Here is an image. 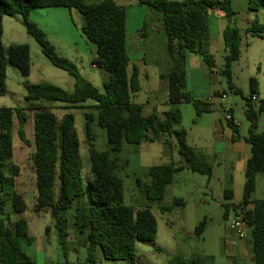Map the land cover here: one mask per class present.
I'll use <instances>...</instances> for the list:
<instances>
[{
	"label": "trees",
	"instance_id": "trees-1",
	"mask_svg": "<svg viewBox=\"0 0 264 264\" xmlns=\"http://www.w3.org/2000/svg\"><path fill=\"white\" fill-rule=\"evenodd\" d=\"M233 0H137L141 6L149 7L163 16L166 48L172 68L163 76L168 81L169 104H192L197 116L213 111L210 103L194 100L185 91L186 60L189 54L203 58L211 73H217V65L207 52L210 42L208 11L219 10L228 18L223 32L227 55L225 66L219 73L226 77L231 91L241 95L246 102V117L250 123L245 142L251 148V157L246 163L243 198L238 210L250 228V251L252 264H264V199L252 200L256 177L264 173V133H258L259 116L264 113V99L254 104L258 94L257 79H250L251 96L245 98L232 81L231 66L241 57L242 34L233 23ZM249 10L264 9V0H249ZM66 8L83 15V32L95 46L93 64L107 73L102 91L85 77L68 59L58 56L47 40L45 32L29 20L34 9ZM20 15L27 33L40 45L44 56L55 67L66 71L74 78V91L67 92L52 84L26 86V100L38 103L29 108H0V263L37 264L23 248L32 246L35 239L29 233L25 213H49L52 217L59 244L63 251L68 239L70 216L80 234L87 237L88 258L76 264H97V251L105 260L135 261L136 244L152 242L157 235V221L148 207L136 209L125 204L124 180L119 172L127 165L119 155L123 144L139 147L144 143L162 141L174 136L185 165L156 166L147 171L149 184L146 194L149 205L161 202L174 175L184 169L208 176L213 170L201 163L187 143V132L178 130L182 114L172 108L159 116L157 112L144 115V107L132 100V94L140 91V70L136 66L129 71L130 59L126 44V9L115 0L87 3L85 0H0V97L7 93V68L15 67L27 77L31 72L29 48L26 45H3V18ZM246 34L264 39V24L255 20ZM95 102L92 113L85 114V139L89 146L91 180L83 184L80 140L72 114L59 117L52 106L46 103H62L66 108H79L87 101ZM33 112V113H32ZM17 120V123L15 122ZM33 120V146L26 139L24 128ZM97 124L106 132L108 150L97 151L93 142L92 125ZM231 130L237 128L228 122ZM18 138L32 148L31 169L34 172L35 194L29 203L24 193L19 192L18 179L21 167L14 162V139ZM240 137L234 135L233 141ZM226 199L233 198L232 189H225ZM11 203L12 221L6 206ZM170 211V209H164ZM236 212V216H237ZM205 221L195 229L202 236ZM49 231V228L47 229ZM65 254V252H64ZM169 264H200L180 258H172Z\"/></svg>",
	"mask_w": 264,
	"mask_h": 264
},
{
	"label": "rangeland",
	"instance_id": "rangeland-1",
	"mask_svg": "<svg viewBox=\"0 0 264 264\" xmlns=\"http://www.w3.org/2000/svg\"><path fill=\"white\" fill-rule=\"evenodd\" d=\"M87 3H98L103 0H85ZM126 9V44L130 59L129 71L136 66L140 70V91L132 94V100L144 107V115L157 112L163 116L172 108L182 114L178 130L187 132V143L195 150L198 160L213 170L211 179L208 176L184 169L174 175L172 183L167 187L161 202L149 205L146 187L149 184L147 171L156 166L185 165L180 155L177 140L174 136H166L162 141L144 143L139 147L123 144L119 155L121 162L127 165L119 172L124 180L125 204L140 209L148 207L157 221V235L152 242L136 244L135 261L133 264H169L170 259L180 258L200 264H252L248 258L234 261L232 252L237 246L245 243L237 239L229 231L230 224L236 218L238 205L243 198L245 184V164L237 162L225 149L220 138L225 133L240 137L244 142L248 137L250 123L246 117L245 99L231 91L226 77L219 72L224 69L225 49L223 35L213 43L209 42L207 52L211 54L217 65V76L211 75L202 57L189 54L186 60L185 91L194 100L210 103L213 112L197 116L192 104L171 106L168 97V81L163 79L172 68L167 52L166 40L161 13L138 4L137 0H123ZM249 0H233V24L242 34L241 57L231 66L232 81L240 89L245 98L251 96L249 74L254 72V61L261 68V90L264 91V47L250 46V39L246 29L254 14L249 10ZM29 20L37 24L46 34L47 40L55 48L58 56L73 62L80 74L94 87L102 91L103 82L108 78L105 71L93 66L95 48L83 32L85 19L78 11L66 8L34 9L30 12ZM209 35L219 27L216 12L208 11ZM217 34V33H215ZM3 45H26L29 48L31 72L27 77L22 76L12 66L7 68V93L0 97V108H29L38 105L26 100V86L48 83L67 92H73L74 78L66 71L55 67L44 56L38 42L30 36L20 15L3 18ZM261 43V42H259ZM256 62V61H255ZM216 77V78H214ZM225 95V98L222 96ZM264 98V94H261ZM259 101V100H257ZM257 101H253L254 104ZM52 106L59 116L72 114L75 118V128L80 140V155L82 159L83 184L91 180V164L89 146L85 139V114L96 115L93 109L95 102L87 101L79 108H66L62 103H46ZM233 112V118L240 126L234 133L228 127L226 110ZM33 113V112H32ZM231 114V113H230ZM217 122L218 132H213V124ZM221 122V126L219 125ZM17 123V120L15 119ZM33 120L26 127V139L33 146ZM95 140L93 146L97 151L108 150L106 132L104 129L92 125ZM258 133H264V113L259 116ZM249 154L251 148L248 145ZM32 148L26 146L18 138L14 139V158L12 162L21 167V175L17 180L20 193H24L29 203L35 194L34 172L31 169ZM232 189L233 198L228 200L224 196L225 189ZM264 199V173L256 177V187L252 200ZM170 209V211H164ZM6 212L11 213L12 221L19 215L13 214L11 203L6 206ZM37 214L25 213L23 218L31 226V233L36 236L44 232L52 217L44 213L39 220ZM34 218V219H33ZM70 216L68 224V239L65 251L62 250L58 236H45V251L31 250L23 245L25 253L36 258L37 264H76L86 262L88 245L86 235L80 234ZM205 221L202 236L195 234V229ZM65 252V254H64ZM97 264H129L124 260H105L97 251Z\"/></svg>",
	"mask_w": 264,
	"mask_h": 264
},
{
	"label": "crops",
	"instance_id": "crops-1",
	"mask_svg": "<svg viewBox=\"0 0 264 264\" xmlns=\"http://www.w3.org/2000/svg\"><path fill=\"white\" fill-rule=\"evenodd\" d=\"M116 3L119 6H123L124 7V2L123 0H115ZM213 12H216V20L218 21L219 27L217 28L216 32L213 31L212 35H210V43H213V41L216 39V35L219 37H221V35H223V32L225 30V28L228 25V18L226 17L225 13L219 10H214V9H210ZM252 12V11H251ZM254 14L252 15V19L250 20V24L251 25L255 20H258L260 23L264 24V9H261L257 12H253ZM217 33V34H215ZM250 39V46H261L264 47V39L261 38H257V37H253L251 35H248ZM261 42V43H259ZM95 53V57H96V49H92ZM95 57H93L92 60L95 59ZM256 61V62H255ZM254 61V72H252V74H249V84H250V79L251 78H255L257 79L258 82V94H257V99L261 100L264 98H261V94H264V91L261 90V82L263 80L262 78V72H261V68L257 67V72H256V64L259 63V61L257 62V60ZM95 66V65H93ZM211 75H215L216 73H210ZM217 76V74L215 75ZM216 78V77H214ZM74 91V89H73ZM225 98V95H223ZM222 96V97H223ZM213 112V111H212ZM230 113L233 116V112L230 109ZM234 119V118H233ZM235 121V120H234ZM219 125L221 126V122L219 121ZM229 127V125H228ZM230 128V127H229ZM231 129V128H230ZM218 125L217 122L215 121L213 124V132L216 134L218 132ZM221 130L223 131V135L221 136V140L225 141L224 147L225 149L231 154V156L239 163H242L243 167L245 164V168H246V163L249 160V158L251 157V152L249 154V150H248V144L245 142H241L240 139L237 141H233L234 139V135L231 136L229 133H225L224 129L221 127ZM245 168H244V172H245ZM44 213L41 214H37V220H39L40 218H42L41 216ZM21 217V216H19ZM34 219V218H33ZM29 223V222H28ZM49 228V231L47 230ZM53 228V221L51 220V222H49V225L47 227H45L44 232L41 233V235L36 236V234H32L31 233V226L29 224V233L30 235L35 239L34 244L32 246H25L28 247L31 250H36V251H45V236H47L48 234H54ZM30 257V256H29ZM248 258L249 263H252V255H251V251H250V243L249 241H246L245 243H242L241 245L237 246L236 251L231 253V256L227 257V258H231L234 261H238L242 258ZM32 259H34L36 261V258L31 257ZM1 264V263H0Z\"/></svg>",
	"mask_w": 264,
	"mask_h": 264
},
{
	"label": "built area",
	"instance_id": "built-area-1",
	"mask_svg": "<svg viewBox=\"0 0 264 264\" xmlns=\"http://www.w3.org/2000/svg\"><path fill=\"white\" fill-rule=\"evenodd\" d=\"M224 98V96H223ZM254 101H257V96H254L252 98ZM226 112L228 113L227 115V121L228 122H232L234 124L235 127H239L240 124L236 123L232 117V115L230 114L229 110H226ZM229 231L231 233H233V235L241 240V241H250V228L247 225L245 219H244V214L241 213V211L238 212L236 218L233 220V222L230 224L229 227Z\"/></svg>",
	"mask_w": 264,
	"mask_h": 264
}]
</instances>
